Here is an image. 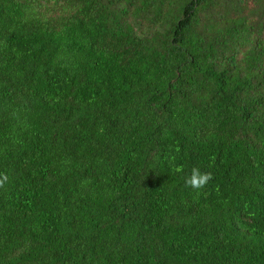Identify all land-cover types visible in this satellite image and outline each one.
I'll list each match as a JSON object with an SVG mask.
<instances>
[{"label":"trees","instance_id":"trees-1","mask_svg":"<svg viewBox=\"0 0 264 264\" xmlns=\"http://www.w3.org/2000/svg\"><path fill=\"white\" fill-rule=\"evenodd\" d=\"M0 181V264H264V0H0Z\"/></svg>","mask_w":264,"mask_h":264},{"label":"clouds","instance_id":"clouds-1","mask_svg":"<svg viewBox=\"0 0 264 264\" xmlns=\"http://www.w3.org/2000/svg\"><path fill=\"white\" fill-rule=\"evenodd\" d=\"M210 173H200V171L194 168L191 172V175L185 179V183L187 186L201 189L203 188L207 182L211 179ZM6 179V177H5ZM3 181H0V186H2Z\"/></svg>","mask_w":264,"mask_h":264}]
</instances>
